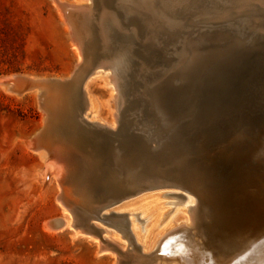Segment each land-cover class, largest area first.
I'll use <instances>...</instances> for the list:
<instances>
[{
  "label": "bare ground",
  "instance_id": "1",
  "mask_svg": "<svg viewBox=\"0 0 264 264\" xmlns=\"http://www.w3.org/2000/svg\"><path fill=\"white\" fill-rule=\"evenodd\" d=\"M59 3L61 7L59 6L60 4L57 5L61 9L62 7L64 8V6H69L71 10L78 11V13L73 16V22L76 24L79 45L80 47L82 46L83 49H85V43L87 41L95 40L105 49L103 51L104 53H110L112 50L113 38H115L117 34L123 33L124 35L132 34L135 39L141 42L146 50H149L150 53L153 54H150V56L148 54L147 59L146 56L143 57L142 54H140L144 58L146 65H149V68L145 69L146 67H143L142 73L139 75L140 79L136 80L145 98L150 100L156 97L154 85L158 84L159 86V83L169 81L168 78L171 79L176 74L177 76L185 77L184 74H186L187 70L193 65L192 61H197L201 54L205 55V59H208V57L206 58L208 50L213 46L214 40L216 39L211 36V33L217 28V22L219 26H221L224 21H227L226 19L230 18L233 8L238 9V4H241L239 8L242 7L248 11H257V8L260 7L259 5L264 7V0H213L214 4L207 7L204 6L202 0H118V5L127 9L128 15L132 17V21H138L135 16L142 19L141 21L145 25V30L142 31L139 27L138 29H127L122 21L108 17L109 13L106 11L93 22V16L89 12L91 11L89 10L91 7L89 0H75L72 2L60 0ZM66 14L65 12V16L68 19ZM66 21L69 23V19ZM191 21L195 24L190 25ZM206 23L208 24L206 25ZM254 23L257 38L264 41V19H256ZM183 25L185 30L187 29L188 31L192 28H201V30H197L195 33L193 32V34L182 33V40L177 46H174L171 43V39L175 37V33L179 31ZM202 25H206L205 28H202ZM98 34L101 35L102 43L99 41ZM73 38L78 40L74 36L72 39ZM179 47H182L181 51L175 52V49ZM115 49H120L118 50L119 54H116L110 60L93 63V61L85 58V70L77 79L79 82L82 80L80 86L83 93L82 114L79 118H83L89 123L95 122L102 127L106 126L105 122L107 121L101 115V104L97 97L98 95L96 96L92 90V82L97 79H103L105 81L103 82L110 87L111 99L117 104L119 111H121L122 82L125 80V76L127 72H129V69L133 68V62L135 61L132 58V49L130 47ZM81 58L82 57L78 60L79 63H81ZM204 66H207L206 61L204 62ZM103 68L111 69L112 71H107ZM87 70L89 73L85 77L84 72ZM157 75L158 78H156ZM13 78L14 76H8V78L4 79L2 82H9ZM32 78H35V76ZM9 85L10 90L14 92L13 94L16 93L18 96L26 91H18L19 89L14 87V85L10 83ZM7 90H9V88ZM28 90L29 89H27V91ZM30 90L35 91L36 95H40L41 93L40 88H33ZM49 91L50 94L54 92H56V94L51 98L44 99V104L54 113H57L62 102L64 103L66 101V98L64 99L66 93H64V90L53 91V89H51ZM66 92L68 91L66 90ZM26 93L28 92H25V94ZM38 98L36 99L38 100ZM63 99L65 101H63ZM111 99L109 101H111ZM37 105L39 107V104ZM111 105H113V103ZM45 106H42L44 110L46 108ZM43 109L41 110L43 111ZM74 110L72 111L74 112ZM159 114V119L154 120L157 129L163 128L166 125L172 128L176 118L164 119L161 118L160 111ZM160 118L164 121L162 124H160ZM44 119H42V121L45 122ZM114 125L115 121H112L110 128ZM177 132L178 131L174 129L169 133L166 140L169 141V139H173L175 137L174 134ZM36 135L34 134V138L28 143H30V147L34 149L33 151L39 152L45 159V163H48V166L42 164L44 166L39 167L40 171L45 174L44 176H47L50 172L51 174H55L58 178L57 181L59 180L61 183L59 186H65L64 190L67 193V195L64 194L63 188L62 191L58 193L57 198L62 206L63 215L59 220L51 223L52 227H69L73 229L75 235L89 237L96 242L99 254L113 253V250L117 251L120 257L114 260L115 264H264V243L258 244V242H256L257 240L244 238L245 236L243 234L246 232H241L239 228L235 231L233 230L234 232H230L226 228L223 232V229L231 224L233 217L232 212L229 214V210L225 215L223 203H220L221 207L218 209V213L214 212L211 214V212L208 211V206L213 202V197L210 194L213 190L211 187L213 180L209 177L213 171L215 172V178L218 179L215 180V184L217 182L222 186L227 191L225 192L229 195L230 199H232V196L235 194L234 191H231L233 188H228V186L225 187L223 181L217 177L218 173H220V169L218 168L219 164L216 163L215 158H212V165H199L198 167L191 165V178L189 179L187 177L185 179V177H183L184 175L182 176L179 174L178 176L175 173L176 171L171 170L175 165L163 163L164 165L162 167L167 173H160L158 181L155 182L146 179L142 180L139 185L130 184V188L127 191L116 192L108 196L109 198L104 197L105 194L103 196L104 198L99 197V199H101L100 202L84 210L79 205H76L73 200L83 205L85 202L82 203V201L91 200L92 197H86V186H82L81 184V189H84L82 191H79V189L73 190V186L77 183H83L82 181L87 184L96 185V183L100 181V178L95 174H91L92 172L88 173L89 163L86 158L80 156L79 158L77 157V159H71L72 162L70 164L63 163V161L59 160L56 156L51 155L46 147L38 144ZM55 138L56 140L58 139L57 136ZM166 140L164 139L163 143H166ZM252 140L256 144L253 148L257 157L264 156V145H261L264 144V134L257 139L253 137ZM165 145L166 144L160 145L156 149H158V151H163L166 147ZM62 146L63 145L58 146L59 151L63 149ZM116 156L118 160H123L120 156V151ZM124 165H127V172L133 170L127 162H125ZM67 170L71 171L68 176ZM245 173L247 174L248 172ZM255 176L258 179L262 178L261 181L263 180L264 182V177L262 174L260 175L259 172L255 173L254 176L249 174L247 178H250V180L253 178L252 181L255 182ZM185 180L188 182L187 185H185L187 188L179 186H177V188L189 191L188 193L191 192L192 195L186 198V201L180 204L175 211H164L162 206L163 202L159 201V195H161V193L158 190L164 187H172L170 185L172 182L181 185ZM205 189H207V192ZM106 209L111 210L106 211H109V213H102V211ZM136 210H139L142 216L146 217V221L144 218V227L139 226L133 216H131V218L128 217L130 216L128 211L135 212ZM108 215H112V217H108ZM207 218H209V220H207ZM214 218H216V220H214ZM94 219L95 222L92 221ZM96 219L102 222L104 221L106 225L109 223L110 226L103 227V225L96 223ZM111 225H113L112 227H117L118 230L112 228ZM79 227H81L82 230L79 229ZM201 227L204 229L206 236H209L211 239L210 247L216 250V254H221L219 260H217L216 255L214 256L210 251H207L209 247L207 241L204 239L200 241L202 237L198 233ZM221 227L223 228L220 229ZM119 230L123 232V235L118 232ZM190 230L195 232L189 234ZM196 235H198L197 238H195ZM124 238H127L129 241L128 244V241H125ZM237 241L240 242L236 243ZM128 247L131 248L126 251ZM123 249H125V251H123Z\"/></svg>",
  "mask_w": 264,
  "mask_h": 264
},
{
  "label": "water",
  "instance_id": "2",
  "mask_svg": "<svg viewBox=\"0 0 264 264\" xmlns=\"http://www.w3.org/2000/svg\"><path fill=\"white\" fill-rule=\"evenodd\" d=\"M202 3L206 7L214 4L213 0H202ZM240 5H237L238 9L233 8L230 18L221 26L216 23L217 28L211 33L216 39L208 50V59L201 54L197 61L191 62L193 65L184 74L185 77L176 74L171 79L168 78L169 81L161 82L159 86L154 85L156 97L153 100L146 99L137 85L136 69L127 72L125 82L131 106L127 115L120 114L119 127L116 130L108 126L102 127L95 122L89 123L83 118L72 120L67 111L54 113L44 104V99L56 94H50L49 90L61 91L71 85L81 84L82 80L79 82L77 79L85 70L86 62L82 46L83 61L73 69L70 78H32L16 75L9 83L19 89L18 91L41 89L40 103L46 107V119L36 135L38 144L46 147L51 155L63 163L70 164L73 156L67 155V150H71L77 157L88 155L85 145L79 142L80 136L90 129L95 130L99 137L90 134L86 140L89 148L93 150L92 158L94 157L100 169L101 183L97 182L95 185L96 194L125 192L130 188V184L139 185L146 179L156 182L160 173H167L162 167L163 163L175 165L171 170L176 171L178 176L184 175L185 179H189L191 161L199 160V152L202 155L205 149L215 150V146L217 148V145L222 144L223 151L217 150L212 155L219 164L220 173L216 175L225 187L233 188L231 191L235 194L230 199L227 191L217 182L215 184L218 179L213 171L209 176L213 180V190L210 193L213 202L208 206V211L211 214L218 213L220 203H223L225 215L229 210V214L232 212L233 216L231 224L226 226L223 232L226 228L230 232L239 228L241 232H246L243 234L244 238L257 240L258 244L264 243V182L256 176L255 182L252 177L251 180L247 178L249 174L254 176L258 172L264 177V156L257 157L253 148L255 142L250 144L251 148L246 143L248 138L257 139L264 134V41L257 38L254 23L256 19H264V7L259 5L261 8L257 6V11H248L239 8ZM64 10L72 28V35L79 42L76 24L73 22V16L78 11L71 10L69 6H64ZM116 10L124 17V25L130 26L129 23L133 21L127 9L117 5ZM135 17L139 23L138 27L142 31L145 30L142 19ZM193 24L195 23L191 21L190 25ZM205 26L202 25V28ZM197 30L201 28L188 31L183 25L175 33L171 43L177 46L182 40V33L193 34ZM98 36L102 43L101 35ZM112 47L114 50L132 47L138 54L146 56V59L148 54H151L132 34H117L113 38ZM205 61L207 66H204ZM88 73V70L84 72V76ZM159 111L161 118H176L172 128L166 125L157 129L154 120L159 119ZM163 122L161 120L160 124ZM174 129L178 131L174 134L175 137L166 140ZM55 130L58 132L57 140ZM253 134L254 136H251ZM164 139L166 143H163ZM61 144L66 148L59 151L58 146ZM163 144H166L164 150L158 151L156 148ZM229 146L238 150L234 156L228 152ZM248 149L250 151H247ZM118 150L123 160H118ZM125 162L133 169L131 172L126 171ZM70 172L67 170V176ZM187 183L185 180L181 185L174 182L170 185L185 188ZM64 188L65 186L64 194L67 195ZM205 190L207 192V189Z\"/></svg>",
  "mask_w": 264,
  "mask_h": 264
},
{
  "label": "rangeland",
  "instance_id": "3",
  "mask_svg": "<svg viewBox=\"0 0 264 264\" xmlns=\"http://www.w3.org/2000/svg\"><path fill=\"white\" fill-rule=\"evenodd\" d=\"M57 1L0 0V264H115L114 260L120 257L117 251L110 250L115 255L118 254L116 257L113 253L99 254L96 242L89 237L75 235L73 229L69 227H52L51 223L59 220L63 215L62 206L57 198L63 185L59 186L60 181H57L58 178L51 172L44 176L45 174L40 171L39 167L48 166V163H45L46 161L40 153L33 151L34 149L28 143L34 138V134L36 135L43 127L45 122L42 119H46L45 110L42 108L40 97L36 95L35 91L29 89L30 93L29 90H26L19 94L22 97L16 93L15 96L14 92L10 90L9 82H2L8 76L15 77L16 75L35 76V78H70L73 69L79 64L80 57H82L80 61L82 62L83 55L79 42L74 38L72 39V28L66 21L68 19L65 16V10L63 7V10L59 8V6L61 7L60 0ZM65 1L72 2L75 0ZM89 2L91 4L89 8L91 11L89 12L93 16V22L105 11L109 13L108 17L122 21V23L125 22L124 17L116 10L115 5H118V0H97V2L89 0ZM138 24V21L134 20L131 24L129 23L130 26H124L127 29H138ZM111 49L110 53H104L105 49L101 44L93 40L87 41L83 50L85 58L94 63L110 60L119 54L118 50L120 49L114 50L113 47ZM181 49L182 47H179L175 49V52H180ZM132 55L135 61L129 72L135 68V78L140 79L139 75L142 73V68L146 67L145 69H147L149 65H146L144 58L134 49ZM103 69L112 71L111 69ZM103 81V79L93 81L92 90L96 96L98 95L101 115L108 122H105V125L110 127L111 122L115 121L112 128L116 130L119 127L120 116L127 115L128 109H130L131 99L127 97V86L124 80L120 101L121 111H119L117 104L111 99L110 87ZM77 85L78 83L64 90L66 101L63 99L65 102H62L59 107V113L67 111L72 120L79 118L82 114L83 93L81 84ZM8 88L9 90H7ZM25 92L28 93L25 94ZM110 99L111 101H109ZM112 103L113 105H111ZM54 134L58 135L57 130ZM86 134L80 136L79 142L86 148L88 147V153H86L88 155L84 157L89 163L88 173L92 172L91 174L99 177L100 169L94 161V157L92 158L93 150L89 148L90 145L86 140L90 134L97 138L99 135L91 129ZM252 138H248L246 141L249 148H251ZM65 145L68 146L67 143ZM217 146V148L215 146V150L205 149L202 155L199 152V160L191 161V165L194 167L212 165L213 153L217 150L223 151L224 148L222 144ZM62 147L65 149L64 145ZM227 150L233 156L238 151L230 146ZM66 153L73 156L72 159H77V156L69 149ZM82 182L84 184L77 183L73 186V190L82 191L84 189L81 187L84 185L87 187L86 197H92V199L82 201V203H86H84L85 205L88 204L87 206L76 200L73 201L84 210L100 202L99 197L104 198L114 194L101 192L96 194L94 184ZM158 191L161 193L159 201L163 202L164 211H175L180 204L186 201V198L192 195L191 192L188 193L189 191L177 187H164ZM174 193H182L184 196ZM107 210L111 209H106L102 213H109V211L106 212ZM128 213H130L129 218L133 216L139 226L144 227L146 217H143L139 210L128 211ZM108 217H112V215H108ZM92 221L95 222V219ZM97 221L99 219H96V223L103 225V227L110 226L109 223L106 225L104 221ZM112 228L118 230L117 227ZM118 232L123 235L122 231L119 230ZM191 232L194 233L195 231L190 230L189 234ZM198 234L202 237L200 241L202 239L207 241L209 246L207 251H210L214 256L216 255L217 260H219L221 254H216V250L210 247L211 239L206 236L202 227ZM124 240L126 241L127 238ZM129 248L131 247H128L126 251Z\"/></svg>",
  "mask_w": 264,
  "mask_h": 264
}]
</instances>
